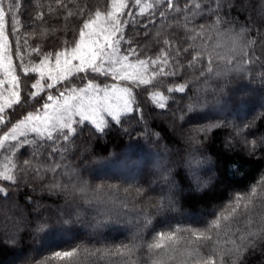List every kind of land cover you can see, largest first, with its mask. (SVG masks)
Returning <instances> with one entry per match:
<instances>
[{
	"label": "snow or ice",
	"instance_id": "obj_1",
	"mask_svg": "<svg viewBox=\"0 0 264 264\" xmlns=\"http://www.w3.org/2000/svg\"><path fill=\"white\" fill-rule=\"evenodd\" d=\"M256 97L259 112L230 117V103ZM146 113L171 116L192 191H206L219 170L209 147L217 133L222 153L259 164L260 178L199 219L170 218L183 190ZM262 126L264 0H0V205L17 210L0 223V246L22 247L27 234L21 264H80L82 255L106 264H250L257 250L264 256V212L255 211L264 207ZM113 133L129 148L144 141L156 149L152 169L92 176L91 142ZM90 211L95 223L86 222ZM130 214L123 239L102 231ZM76 225L91 231L77 234ZM54 232L71 239L49 249L41 236Z\"/></svg>",
	"mask_w": 264,
	"mask_h": 264
},
{
	"label": "trees",
	"instance_id": "obj_2",
	"mask_svg": "<svg viewBox=\"0 0 264 264\" xmlns=\"http://www.w3.org/2000/svg\"><path fill=\"white\" fill-rule=\"evenodd\" d=\"M95 2V0H92ZM102 2V0H101ZM238 94L233 99H238ZM230 99L225 97V100ZM245 103L235 104L230 103L228 105L230 111V117L235 118L232 115L239 111L242 116L250 112H259V104L261 101L256 98H245ZM241 107V108H240ZM237 110V111H236ZM163 110L157 109V112ZM146 117L150 123H153L156 127L155 130L159 131L164 139L162 144H166L169 149L170 157L176 161L175 172L176 182L178 189H182V195L180 196V202L177 205L176 211L170 213V218L182 219L183 217L190 218L192 220L203 217L206 213L210 212L217 204H228L226 199L229 192L235 188L250 187L256 180L260 178L261 166L256 163H243L237 156L233 154L225 155L222 153V140L223 135L217 133L215 142L210 147V154L215 152L220 154L221 163L219 170L212 173V179L209 186L204 192L192 191L189 187L188 179L186 176V170L180 163V153L187 147L181 140L179 135H173L170 130L171 116H156L154 114L146 113ZM259 123V122H258ZM264 130V126H262ZM127 138H120L116 134H109L101 139L93 140L91 142L92 148L98 159L90 166L91 175L98 178H107L112 176H123L131 178L132 176H138L141 173L151 170L147 167L148 163H154V154L156 149L151 148L144 141L139 144L127 147L129 145ZM236 161V165L232 164V161ZM239 166L242 171L235 172V167ZM246 174V175H245ZM101 179H97L96 183H100ZM108 183H118L116 180H108ZM109 195H113L109 193ZM118 199L124 198V193L121 190L114 194ZM21 206L24 204L23 198H18ZM127 211V210H126ZM257 213L264 212V207L257 205L255 209ZM17 210L13 209L10 205L8 207L0 205V222L6 223L7 218L16 214ZM92 215H96L90 211V215L87 218V223H95L91 219ZM213 217L209 216L208 219ZM102 219V218H101ZM131 221V223H130ZM135 223L134 214L129 216H121L118 219L113 218L111 224H109L102 231L106 235L116 236L118 239H123L128 234V230L133 228ZM91 231V228H85L80 225L75 226V232L83 233ZM25 235V241L22 247L14 248L10 246H0V264H21L23 258L28 254L32 247V243L27 239ZM72 233L54 232L41 236L43 244L49 248H63L65 241L71 239ZM14 248V250H13ZM17 251V252H15ZM17 253V254H16ZM22 255L21 260H13L14 256ZM250 264H264V256H261L259 250L250 258ZM80 264H106L105 261L96 262L94 258L82 255L80 258Z\"/></svg>",
	"mask_w": 264,
	"mask_h": 264
},
{
	"label": "rangeland",
	"instance_id": "obj_3",
	"mask_svg": "<svg viewBox=\"0 0 264 264\" xmlns=\"http://www.w3.org/2000/svg\"><path fill=\"white\" fill-rule=\"evenodd\" d=\"M258 100L260 101V99L258 98ZM241 108V107H240ZM237 111V110H236ZM253 112V111H252ZM252 112H250V113H252ZM235 117V118H239V117H242V114H241V112L239 111V108H238V112H236V113H234L233 115H232V117ZM147 167H149L150 169H152V163L150 162V163H148V165H147ZM4 206H6V207H8L9 205H4ZM183 218H187V217H183ZM8 219V218H7ZM1 223V222H0ZM77 234H78V232H76ZM13 250H14V248H13ZM15 252H17V251H15ZM18 253V252H17ZM16 253V254H17ZM23 258V256L22 255H17V256H14L13 257V260H21ZM12 259H10L6 264H8V263H10V262H12L11 261Z\"/></svg>",
	"mask_w": 264,
	"mask_h": 264
}]
</instances>
